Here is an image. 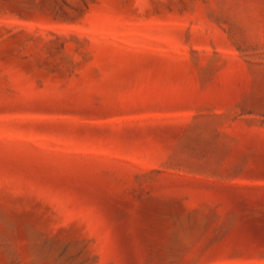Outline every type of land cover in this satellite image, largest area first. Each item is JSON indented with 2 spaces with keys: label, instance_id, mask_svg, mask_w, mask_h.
Here are the masks:
<instances>
[{
  "label": "rangeland",
  "instance_id": "374dc122",
  "mask_svg": "<svg viewBox=\"0 0 264 264\" xmlns=\"http://www.w3.org/2000/svg\"><path fill=\"white\" fill-rule=\"evenodd\" d=\"M0 264H264V0H0Z\"/></svg>",
  "mask_w": 264,
  "mask_h": 264
}]
</instances>
